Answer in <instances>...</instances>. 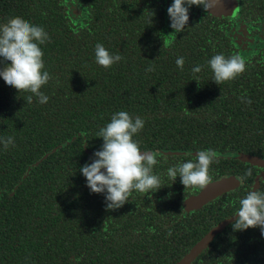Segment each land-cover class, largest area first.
Masks as SVG:
<instances>
[{
	"label": "trees",
	"instance_id": "1",
	"mask_svg": "<svg viewBox=\"0 0 264 264\" xmlns=\"http://www.w3.org/2000/svg\"><path fill=\"white\" fill-rule=\"evenodd\" d=\"M167 2L0 0V24L19 16L48 33L41 48L52 76L41 89L46 104L28 103V93L0 78V137L15 141L8 150L0 145V264H176L236 214L257 172L238 156L264 159V50L239 48L236 33L264 36V0H239L233 18L192 6L181 33L170 27ZM97 43L121 61L96 64ZM217 54L240 55L247 70L217 85L208 66ZM118 111L145 121L134 139L157 155L153 172L163 187L133 191L109 211L80 168L92 163L103 145L96 134ZM209 149L217 153L213 181L235 175L240 185L187 212L184 202L198 189L173 182L167 169ZM234 222L191 264H264L261 230L234 231Z\"/></svg>",
	"mask_w": 264,
	"mask_h": 264
},
{
	"label": "clouds",
	"instance_id": "2",
	"mask_svg": "<svg viewBox=\"0 0 264 264\" xmlns=\"http://www.w3.org/2000/svg\"><path fill=\"white\" fill-rule=\"evenodd\" d=\"M192 6L202 7L210 14L213 9L222 6V0H174L167 12L170 27L175 33L184 32L186 29L189 9ZM49 41L50 36L43 27L36 26L22 17H13L7 23L0 24V64L4 65L0 67V78L19 94L28 93V103H32L34 97L40 104H46L49 100L41 91L52 79L51 74L45 70L41 48V45ZM121 59L120 54L110 53L103 44L95 45V63L104 69H111ZM175 63L183 70V57H178ZM208 66L217 85L235 81L247 70L245 60L238 54L230 57L223 54L214 55L208 61ZM147 71L152 72L155 69L149 67ZM201 71L200 65L192 69L194 74ZM246 102L251 103L250 100ZM144 125L145 121L140 117L133 118L126 111L116 112L110 122L96 134L103 140L101 149L94 152L91 164L80 168L91 193L105 195L106 209L109 211L127 204L133 191L146 196L163 187L160 177L153 172L159 163L157 155L142 153L139 142L134 139L143 130ZM14 143L11 136L0 137L3 150H8ZM216 160L217 153L214 150H200L194 159L169 167L167 176L173 182L179 177L185 189L204 190L213 183L211 168ZM251 174L249 169L245 175ZM234 216L238 217L232 224L234 231L259 228L264 235V191H248L247 195L239 200V207Z\"/></svg>",
	"mask_w": 264,
	"mask_h": 264
},
{
	"label": "water",
	"instance_id": "3",
	"mask_svg": "<svg viewBox=\"0 0 264 264\" xmlns=\"http://www.w3.org/2000/svg\"><path fill=\"white\" fill-rule=\"evenodd\" d=\"M217 18L230 17L233 18L238 15L237 0H222V6L215 8L210 13ZM144 153V152H142ZM150 153V152H147ZM151 154V153H150ZM239 161L249 162L250 164L264 168V160L257 156L239 155ZM103 171V170H102ZM264 179V172L261 175ZM239 179L236 176H226L214 181L211 185L201 190L198 194L189 197L184 202L185 211H191L201 208L208 202L216 199L218 196L235 189L239 186ZM258 186V179L255 180V187ZM237 217L229 218L219 223L211 229L205 236H203L176 264H191L202 252L206 249L213 238L219 234L228 223L234 221Z\"/></svg>",
	"mask_w": 264,
	"mask_h": 264
},
{
	"label": "flooded vegetation",
	"instance_id": "4",
	"mask_svg": "<svg viewBox=\"0 0 264 264\" xmlns=\"http://www.w3.org/2000/svg\"><path fill=\"white\" fill-rule=\"evenodd\" d=\"M173 2H174V0H168V2H167V9L173 4ZM237 4H238V13H239V11H240V2H239V0H237ZM237 34V39H238V43H241V42H246V43H252L255 39H257L258 37H263L262 36V33H256V34H254V35H252V33L249 31V30H243L242 31V35H240L239 33H236ZM256 44L258 45V43L256 42ZM253 49H255V48H253ZM262 50H260V49H258V50H256L255 51V53H259V52H261ZM264 160V159H263ZM247 163H249V162H247ZM250 164V163H249ZM250 165H252V164H250ZM252 166H254V165H252ZM256 170H257V172H256V174H255V177H254V180H253V182H252V184H251V189L250 190H261V191H264V179H263V177L261 176L262 175V173L264 172V168H262V167H257L256 166ZM229 176H235V175H229ZM226 177V176H225ZM237 177V176H236ZM223 178V177H222ZM238 179H239V177H237ZM221 179V178H220ZM256 179H258V186L256 187V189H254V187H255V180ZM219 180V179H218ZM239 181H240V179H239ZM214 182V181H213ZM239 185H240V183H239ZM237 188V187H236ZM235 188V189H236ZM198 189V192L196 193V194H198L200 191H201V189H199V188H197ZM234 190V189H233ZM230 191H232V190H230ZM229 192V191H228ZM195 194V195H196ZM194 196V195H193ZM219 197V196H218ZM217 197V198H218ZM214 200V199H213ZM212 200V201H213ZM211 202V201H210ZM209 203V202H208ZM207 203V204H208ZM206 205V204H205ZM204 206V205H203ZM200 209V208H199ZM196 210H198V209H196ZM191 211H193V210H191Z\"/></svg>",
	"mask_w": 264,
	"mask_h": 264
},
{
	"label": "rangeland",
	"instance_id": "5",
	"mask_svg": "<svg viewBox=\"0 0 264 264\" xmlns=\"http://www.w3.org/2000/svg\"><path fill=\"white\" fill-rule=\"evenodd\" d=\"M237 41H238V39H237ZM256 42L258 43V45L256 44ZM247 44H251L250 47L251 48H255V50H258V49L264 50V36L263 37H258L252 43H246V42L238 43L239 48H241V49H243L244 45L247 46ZM251 48H250V50H251Z\"/></svg>",
	"mask_w": 264,
	"mask_h": 264
}]
</instances>
